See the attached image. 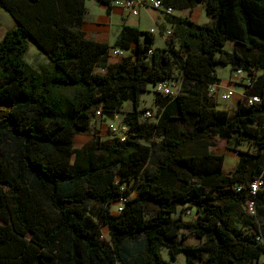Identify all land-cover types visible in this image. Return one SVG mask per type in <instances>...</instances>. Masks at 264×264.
Returning a JSON list of instances; mask_svg holds the SVG:
<instances>
[{
  "label": "trees",
  "instance_id": "trees-1",
  "mask_svg": "<svg viewBox=\"0 0 264 264\" xmlns=\"http://www.w3.org/2000/svg\"><path fill=\"white\" fill-rule=\"evenodd\" d=\"M87 1L0 0L17 23L0 40V264H171L162 248L172 261L183 254L185 264H261L264 188L254 197L256 215L245 207L249 184L264 178V99L240 103L231 115L208 88L221 83L215 67L231 65L262 71L249 94L264 97V0H163L174 10L203 5L211 19L199 25L171 16L166 48L126 25L113 45L87 39L76 29ZM27 38L49 59L39 70L24 62ZM230 41L232 53L224 49ZM113 48L135 55L110 64ZM177 69L186 89L156 96L160 118L142 120L141 95L174 80ZM126 102L133 106L126 141L74 148L97 111L113 118ZM217 138L253 146L237 151L231 174L223 171L225 156L210 150ZM184 207L195 210L193 220L177 216ZM183 229L199 244L184 245Z\"/></svg>",
  "mask_w": 264,
  "mask_h": 264
},
{
  "label": "rangeland",
  "instance_id": "rangeland-1",
  "mask_svg": "<svg viewBox=\"0 0 264 264\" xmlns=\"http://www.w3.org/2000/svg\"><path fill=\"white\" fill-rule=\"evenodd\" d=\"M91 5V3H90ZM96 17L98 15H102L104 14V12L101 10H96ZM176 16H180L181 12H179V10H174V14ZM160 20L161 22H163V24L168 27V29H171V35H169V37H173V26L171 27L170 24V17L171 16H167L169 17V19H166V15L165 14H160ZM143 23L142 24V28L143 29H158L155 26L154 21L152 20V18L145 16L144 14L141 15ZM209 20V17L207 16V13L204 9H201V11H196L194 14V21L199 24V25H203V24H207ZM17 28V23L14 21V19L8 14L6 13L4 10L0 9V40H2L4 34L7 31L10 30H14ZM146 32V31H144ZM156 45L157 46H161L163 47L165 44L163 42L162 36L160 35L159 31H156ZM168 37V38H169ZM27 42L29 44V50L28 52L24 55V62L27 66L39 70L41 67L47 65L49 63V59L48 57L40 50V48L38 47V45L34 42L33 39L31 38H27ZM114 43H112L111 45H113ZM176 48H179V43L176 42ZM224 49L228 52H234V47H233V42H227L225 44ZM115 51H119L118 54H115ZM135 55L134 51H122L118 48H113L110 53H109V63L110 64H115L119 61H121L124 57H128L131 56L133 57ZM216 69V73L217 76L219 77V79L222 81V89L220 88V90H226L230 84H229V79H230V75H231V71H232V67L231 65H222L219 64L215 67ZM96 73H100L103 74L105 73L104 70L102 69H97L95 71ZM184 75L183 72L180 69H177L175 72V82L178 83H183V88L186 89L187 85L184 86ZM182 88V89H183ZM235 92H236V97L229 100V101H218L215 99V102H217L219 104V108L220 109H225L228 110L231 114L234 113L236 111V109L238 108V106L240 105V94L242 93V89L239 86H235ZM155 89H154V85H150L148 86L147 92L143 93L140 97V109H151L153 110V112L157 111V105L155 103ZM238 100V101H237ZM133 109V106L131 104V102H126L123 105L122 110L120 111V113L116 114L113 118H108L107 116H103L102 118H98V119H94L92 120V126L91 129L88 133H83L81 135L76 136L75 138V142H74V148L75 149H80L82 148L84 145H86L88 142L94 141V137L96 135H99L102 141H107L112 139L111 137V133L109 132V125L111 124H123L125 123L124 118L126 116L127 113L131 112ZM0 112H3L2 110H0ZM156 119H152L150 120V122H156ZM141 143H145V144H151V141H144V140H140ZM156 143L158 142L155 141ZM213 153L215 154H219V155H224L226 156V161H225V170H230L234 167H236L237 165V161L239 158V154L238 152H243V151H253V146L252 144H250L248 141H243L240 140L239 143H235V140L233 141L232 144L228 145V143L220 138H217L214 142V146L210 149ZM154 156L156 157V155L154 154ZM155 159L153 157V159L151 160V163L148 166V169L152 168V165H154ZM130 187V186H129ZM136 195V191L132 192L130 198L135 197ZM187 208L184 207L183 209H180L178 211L177 216L181 215V217L183 218L184 221H191L193 220L194 216H195V210H191V215L187 216L185 214ZM111 212L113 214H117V205H112L111 206ZM175 216V218L177 217ZM182 234L186 235L188 237V239L183 242L184 245H198L199 241L196 240L192 233L190 232V230L188 229H183L182 230ZM103 235L105 237V239L107 241H110V236L108 234L107 229H103ZM131 248V245L128 246V248ZM161 255L163 257V259H165L166 261L170 262L171 264H185V256L182 254L178 257V259L176 261H172L170 259L168 250L165 248L161 249ZM261 264H264V258L261 260Z\"/></svg>",
  "mask_w": 264,
  "mask_h": 264
},
{
  "label": "built area",
  "instance_id": "built-area-1",
  "mask_svg": "<svg viewBox=\"0 0 264 264\" xmlns=\"http://www.w3.org/2000/svg\"><path fill=\"white\" fill-rule=\"evenodd\" d=\"M113 6L119 8L127 17H138L140 15V11L144 8H149L154 11L163 12L166 16H173L174 9L171 7H166L164 5L163 0H114L112 3ZM119 51H115V54H118ZM149 56L152 55L150 51L148 53ZM256 82V73H251L243 68L234 69L231 72L229 84L231 87L224 91L220 90V86L213 85L208 88L209 97L216 99L218 101H229L233 99L237 94L235 92V86H239L242 89V93L240 94V103L244 104L247 107H252L256 105H261L264 97L260 95L249 94L255 87ZM183 88V83L175 82L174 80L162 81L156 85H154L155 95L161 97H169L175 98L179 94H181ZM103 114L101 111H97L93 116L94 119L102 118ZM140 118L142 120H152L159 119L157 116V111L153 112L151 109H143L140 114ZM109 132L111 133L112 139H118L121 142L127 140L131 133V128L127 123L123 124H111L109 125ZM95 141L101 140L99 135L94 137ZM102 141V140H101ZM264 188V178L263 176L257 178L253 182H251L248 186V201L246 203V213L249 216L256 215V202L254 197L257 193ZM237 191H242V187H237ZM126 198H122L117 205V212H121ZM187 216L191 215V210H187L185 212ZM257 242L264 245V239L261 237H257Z\"/></svg>",
  "mask_w": 264,
  "mask_h": 264
},
{
  "label": "crops",
  "instance_id": "crops-1",
  "mask_svg": "<svg viewBox=\"0 0 264 264\" xmlns=\"http://www.w3.org/2000/svg\"><path fill=\"white\" fill-rule=\"evenodd\" d=\"M90 3H91V5H90ZM86 8H87V14H86L84 23L80 28H76V29L84 32L87 39H90V40H93L96 42H100V43H107V44L111 45L112 43H115V41L120 37V34L122 32V28H123V26L126 25V26L137 27L141 31L153 33V35L155 37L154 48H166L167 47L166 40L169 37V35H171V29H168V27H166L163 24V22H161V20H160L159 13L164 14L163 12L154 11V10H151L149 8H144L140 11V15L138 17H127L119 8H116L112 4L107 5L105 3H102L100 0H88L86 2ZM97 9L100 11L102 10L104 12V14L98 15L96 17L95 13H96ZM201 9L205 10L203 5H199L196 8H194L193 10H179V12H181V15L180 16L173 15V16L179 17V18L190 19L191 21L196 23L194 21V14L196 11H201ZM142 14L152 18V20L154 21L155 26L158 28L157 30L159 31L160 35L162 36L163 42L165 44L163 47L157 46L155 44L156 43V36L155 35H156V31H157L156 29L152 28V29L148 30V29L142 28V24H144L142 17H141ZM165 17H166V19L167 18L169 19V17H167V16H165ZM209 22H211L210 18L208 20V23ZM171 27H172V24H171ZM233 47L235 50V44L234 43H233ZM255 73H256V82H255V87H256V84H257L259 78L263 75V72L258 71ZM221 85H222V81L219 85L220 88L222 87ZM230 87H231V85L227 89H229ZM221 91H224V90H221ZM217 107H218V109H220L218 103H217ZM157 108H158L157 109V116L160 118L159 111L163 110V108L161 107L160 104L157 105ZM222 110H225V109H222ZM234 113H232V114L230 113V114L233 115ZM157 121H158V119H157ZM237 159H238V161H237V164H238L239 158H237ZM225 161H226V156H225ZM235 168L236 167L226 171L225 170V164H224L223 171L225 174H231L235 170Z\"/></svg>",
  "mask_w": 264,
  "mask_h": 264
}]
</instances>
